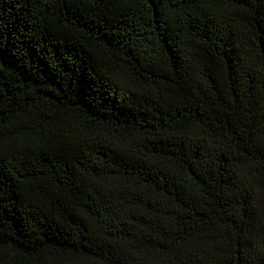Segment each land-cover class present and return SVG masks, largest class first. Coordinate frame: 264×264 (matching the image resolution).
Wrapping results in <instances>:
<instances>
[{
  "label": "trees",
  "instance_id": "trees-1",
  "mask_svg": "<svg viewBox=\"0 0 264 264\" xmlns=\"http://www.w3.org/2000/svg\"><path fill=\"white\" fill-rule=\"evenodd\" d=\"M0 264H264V0H0Z\"/></svg>",
  "mask_w": 264,
  "mask_h": 264
}]
</instances>
